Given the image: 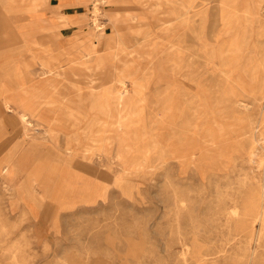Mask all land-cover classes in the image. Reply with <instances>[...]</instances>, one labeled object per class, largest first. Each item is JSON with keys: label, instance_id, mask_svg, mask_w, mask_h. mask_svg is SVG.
I'll return each instance as SVG.
<instances>
[{"label": "rangeland", "instance_id": "374dc122", "mask_svg": "<svg viewBox=\"0 0 264 264\" xmlns=\"http://www.w3.org/2000/svg\"><path fill=\"white\" fill-rule=\"evenodd\" d=\"M82 2L30 125L0 109L50 177L0 172V264H264V0Z\"/></svg>", "mask_w": 264, "mask_h": 264}, {"label": "crops", "instance_id": "0c3cea01", "mask_svg": "<svg viewBox=\"0 0 264 264\" xmlns=\"http://www.w3.org/2000/svg\"><path fill=\"white\" fill-rule=\"evenodd\" d=\"M82 1L52 0L50 5L54 6L55 9L54 13H49L46 12V0H27L26 3L28 4L24 8L21 7V9L16 6V0H0V45H3L6 40H12V42L15 40L21 41V45L16 49H0V109L5 114L12 113L15 109L19 113L32 110L31 107L35 109L36 107L33 104L34 99L42 98L46 92L36 80L47 75L48 69L50 71L52 69L57 70L63 64L72 61L76 55L73 56L68 53L69 50H76V53H78L81 49L85 36H82V39L71 38L67 40L69 42L67 48L58 47L56 43L60 40L59 35L64 37L65 35L69 37L81 35L78 28L82 23V19L78 18L79 14L76 11L85 7ZM14 10H17L16 12L19 15V18L15 20L10 17V13ZM47 18L50 22H48ZM9 30L12 32H9ZM58 31H60V34ZM38 35L42 36L41 41H33ZM49 42H51L50 45H48ZM41 45H45V47ZM32 46L43 47V50L35 53L32 50ZM92 48L91 45L87 50L92 51ZM27 54H30V59H26L25 55L27 56ZM37 62H39V68L33 70ZM8 104L13 107L12 111H8L5 108V105ZM18 116V121L23 124L19 114ZM6 127H11L15 132L18 130V122L8 117L0 122V141L5 137ZM23 141L20 140L14 143L11 146V150L9 149L8 153L0 159V172H5V174L7 173L13 177L20 176L23 179L20 182L21 189L32 190L35 187L42 189L40 186H35L32 189L27 186V176L23 171L24 167H22V171L15 168L11 169L13 164H18L19 166L23 161H26V164L29 166L35 165L42 158L40 157L34 162H30L28 161L30 155H27L29 152L27 154L24 153L22 158H18L16 156L18 152L13 149L22 148ZM1 166H3L2 169ZM27 194H32V192Z\"/></svg>", "mask_w": 264, "mask_h": 264}, {"label": "bare ground", "instance_id": "6f19581e", "mask_svg": "<svg viewBox=\"0 0 264 264\" xmlns=\"http://www.w3.org/2000/svg\"><path fill=\"white\" fill-rule=\"evenodd\" d=\"M102 4H106V0H102ZM97 11H98V9L96 8L94 12L97 13ZM5 107H6V109L8 111H12L13 110V107L10 104L5 105ZM28 107H31V106H28ZM33 111H34V108H32V110L23 111V112L20 113V116H21V119L23 121V124H29L30 125L29 119H30V117L33 116ZM41 166L42 165L39 166L38 164L35 165V167L31 170L29 181L31 183H37L38 185H40V186H42L44 188H48L49 185H50V179H49L50 177L47 176L46 172L41 168ZM16 190H17V188H16Z\"/></svg>", "mask_w": 264, "mask_h": 264}]
</instances>
